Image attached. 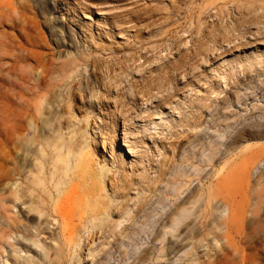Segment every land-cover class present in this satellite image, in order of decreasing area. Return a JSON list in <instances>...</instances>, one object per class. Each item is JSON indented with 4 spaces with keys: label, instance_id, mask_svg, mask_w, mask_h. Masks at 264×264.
<instances>
[{
    "label": "rangeland",
    "instance_id": "obj_1",
    "mask_svg": "<svg viewBox=\"0 0 264 264\" xmlns=\"http://www.w3.org/2000/svg\"><path fill=\"white\" fill-rule=\"evenodd\" d=\"M23 75L45 89L24 118L31 129L36 110L37 138L23 130L10 146L13 177L18 168L30 171L43 144L42 174L51 182L12 205L0 163V204L18 232L33 236L18 241L0 232V264H136L152 245L175 241L174 230L163 243L154 236L178 206L193 205L200 184L218 204L249 205L246 232L253 235L255 222L264 229V146L227 154L235 139L264 135V0H0L1 139L3 83ZM254 142L264 139L242 148ZM225 175L229 186L218 182ZM231 209L226 219L201 217L211 235L165 264L227 253L228 264H264V230L239 244L242 230L222 235L228 225L219 221Z\"/></svg>",
    "mask_w": 264,
    "mask_h": 264
},
{
    "label": "bare ground",
    "instance_id": "obj_2",
    "mask_svg": "<svg viewBox=\"0 0 264 264\" xmlns=\"http://www.w3.org/2000/svg\"><path fill=\"white\" fill-rule=\"evenodd\" d=\"M86 17H88V16H86ZM260 28H262V26H260ZM3 85H5V97H6L5 105L7 107H6V114H5V117H4L3 122H2V125H3L2 136H4V138H2V139L0 138V146L4 145V148L5 147L6 148L8 147L9 150H8V153H7V151L6 152H1L0 151V163H1V165L3 167L6 168V180H7V183H8V186H9L8 188H9V191H10L9 202H10V204L14 205L17 200L23 199V197L26 195V191H28V190H30V191L31 190H35L36 189L35 185L39 186V184L43 183V181H44V185H47V184H49L51 182V178L49 176H47L46 174H44V175L42 174V172L44 170V167H45L44 162H42L43 161V157L40 156V152L43 154V156H45V150H44L45 148H44V145L43 144H41V147L40 148H37V149L34 148V150H33V157H32L31 162H30V171L28 173H26V174H24L18 168L17 169V176L18 177L17 178H14L13 177L14 176L13 169L11 167V162H12L13 159L12 158L10 159V156L12 154V150H11V147L10 146L12 145V143H15L14 140L16 139V137H19L20 138L23 130L25 132H32L34 134V137L33 138L34 139L37 138V128L39 127V120H38V116H37L36 110L35 111H32V113H31V115H32L31 116L32 117L31 118V123H30L31 129H29V130H28V128L24 129V123L26 122V120H24V118L27 117L29 115V113L31 112V110L34 108L33 97H35V96L39 97L40 94H38V92H41V90L42 89H45V88H42V85L41 84L34 82V80L31 77L27 76V75L26 76L23 75L22 78H20L18 80H13L11 82L10 81L8 82V80L5 78V81H4ZM46 90H50V89L49 88H46ZM28 93H31V96H30V98L26 99L25 96L28 95ZM18 99H19V101H18ZM117 125H118V121H115V123L111 126L110 133H116L118 131ZM21 139H22V137H21ZM250 139H257V141H259V139H264V135L263 134H254V135H251V136H247V137H242V138H239V139H235L231 143V145H228V147H227V154L230 155L228 158L233 159L234 156H237L238 154L243 153L245 150H247V151L248 150H251L254 146H259V148H261V147L264 146V143L254 142V143H250L247 146H245L244 148H242L243 141L246 142V141H249ZM47 141H49V140L46 139L45 142H47ZM64 146L70 147V145H68L66 143H65ZM121 154H123L122 151H121ZM210 154L212 156L211 157V160H215L216 155H217V152L214 150V146L213 145H211V147H210ZM262 159L263 158H261L260 160H262ZM64 161L65 160H63V162ZM55 167H56V169L52 173V175H54L61 168V166H58V165H56ZM223 168L224 167H221L218 170V172H216V174L217 173L219 174L222 171ZM237 169H239V168H237ZM247 170H245V171L247 172ZM241 171L239 173H242V175L245 174V172L243 173V171L242 172ZM64 172H65V170H64ZM247 173H246V175H249ZM228 175L222 176L220 179H218V182L222 183L223 185L225 184V185L229 186V181L227 183ZM25 179H26V181H25ZM61 183H63V181L61 179H59L56 182V185L55 186H58ZM210 184L212 185L213 183L211 182ZM209 186L210 185H208L207 187H205L203 184H200L199 185V188L196 191V193L192 196L193 197V200L190 201V202H193V205H194V204H196L197 202H199L201 200V201H203V203H200L201 205L203 204L202 206L200 205L194 211L192 210L193 205L192 206H182V208H180V206H178V208L175 211H173L166 218V220H164V222L160 226V229L156 231L155 236H154V240L155 241H161L163 243V241L166 239L165 238L166 235L169 234L170 232H172L174 230V231H176V233H175V236H176L175 237V241H174V238L172 239V237H170V238H168V240L166 242H164V245H162L161 247H158L157 248L155 245H152L151 247H149L148 249H146L143 252V254H141L138 257V261H137L136 264H165L166 261L173 260V258H175L178 255V253H183L186 249H189V246H187V245L193 244V246L196 248V243L195 242L196 241H201L203 239L205 240L207 238V236L210 234L207 231L209 234L207 235V233L205 232L207 236L206 235H203V234H205L203 232L206 229V226H205L206 224H204L205 222L203 221L205 219V217H208L209 218V216L210 217L211 216L213 217V215L216 216L217 215L216 213H221L222 215L223 214L225 215V213H227L225 211H227L229 208L231 209V207L233 209V210L231 209L232 215L230 216V213L228 214V218L230 216V219H228V221L224 220L225 222L222 221L223 219H226L227 218L226 215H225V217L223 215L224 218L221 220V222L219 221V223H221V224H223V223L225 224L226 223L228 225V227H229V229H228V227H226V230H225L226 232L225 233H222L221 232L224 237L226 235V237H228V239H229L230 237L228 235H230V233H232V232H230L228 235H227V233L229 232L230 228H234V227L235 228H238L240 230V232H239V230L237 229V231L239 233H241L242 231L244 232V236L242 235L243 236L242 239L240 238L238 240V244H239V241L240 240L242 242L244 240V242H245L246 239H253L254 234H257V233L260 232V229H261V228H259L260 224H258L256 226L255 225L256 222L254 223V226L255 227H252V228L255 229L253 235H252V232L251 231H249V230H248L249 232H246L245 231L246 228H244V225L246 224L245 223L246 220L244 219V215H246L245 212H247V209H248L247 207L249 205L246 208H244L245 207L244 204H243L244 206L242 204L241 205L240 204L239 205L237 204L238 206L235 208V205H233L234 204L233 201L236 202L237 200H239L236 197L235 198L237 200H233L232 201L233 204L232 203L229 204V202H228V204H225V205H223V203L218 204V201H220L218 198H217L218 200H215V202L212 201V199L214 198V196H213L214 191L211 192V189H210ZM262 189L264 190L263 187H262ZM251 190H253V189L251 187H249L248 191L251 192ZM255 190H253V191L255 192ZM258 190H259V192H261L260 189H258ZM253 191H252V194L254 193ZM256 193H258V192H256ZM262 193H263V191H262ZM244 195H245V193H244ZM259 196H261V195L259 194L258 197ZM228 197H229V195H228ZM241 197L243 199V196H241ZM244 197H246V196H244ZM35 201L36 200L33 199V200H31V203L34 204ZM227 201H226V203H227ZM239 201H243V200H239ZM239 201H237V203ZM259 201H261V200L259 199ZM239 206H242V207H239ZM250 208H251V206H250ZM9 210L10 209L7 208V207H5L2 203L0 204V224H2V229L0 230L1 234L2 235H5V236H9V237L19 238L18 241L19 240L33 239V236L31 234L20 233V232H18L16 230V226L14 225L16 223L15 220H13L11 216H7V213L9 212ZM253 211H255V210H253ZM191 215L193 216L192 217L193 219L190 218ZM201 217H203V220L202 221L204 223L202 221H201L202 223H200ZM212 217L209 220L207 218L208 222L211 219L216 218V217H213V218ZM260 219L261 218H259V220ZM213 221L211 220V222H213ZM198 222L200 223V225L199 226H196V223H197V225L199 224ZM208 222H206V223H208ZM221 224H219L217 226L219 227ZM209 227H211V226H208L207 229ZM212 228H211V230H214ZM221 230H223V228ZM232 230H234V229H232ZM262 230H264V229L262 228L261 231ZM188 232L190 233V235H189ZM223 232H224V230H223ZM221 233L219 232L218 234H221ZM239 233H238V235H239ZM261 233H263V231ZM201 234H202V236H205L206 238H203L201 236ZM236 234H237V232H236ZM259 234H257V235H259ZM222 235H221V239L223 238ZM260 235H263V234H260ZM180 237H182V239H180ZM198 237H201V239H199ZM217 237L218 236H216V238ZM176 238L177 239L179 238L180 239V242L177 241ZM222 241H224V240H222ZM190 242H191V244H190ZM203 242H205V241H203ZM232 242H233V240H232ZM226 243H227V241H226ZM34 244H36V243H34ZM200 246H199L200 248H202V246H203V248H202V250L199 248V251L200 250L203 251V249H205L204 250V252H205L206 251V248H204L205 245L202 244ZM230 247H231V245H230ZM195 248H193V249H195ZM195 250H193V251H195ZM229 250H228V252H231L232 251V250L231 251H229ZM197 251H198V248H197ZM207 251H209V250H207ZM211 251H212V248H211ZM219 252H221V251H219ZM223 252H225V251H223ZM205 253L207 254L208 252H205ZM206 254L204 256H208L209 255V254L208 255H206ZM214 254H215V252H214ZM230 254H232V253H230ZM230 254L227 253V254L223 255L222 256V257H224L223 260H221V258L219 259L217 257L216 258L219 259L218 261L215 260L216 258L214 259L215 261L214 260H211V259L214 258V256H213L211 259H208V257H207L206 259H208V260H206L205 262H203L204 261L203 260V261H200V262L198 261V263L202 264L201 262H203V264H228L229 259H231V255ZM237 254H238V252H237ZM189 255L187 257L185 256L186 258L185 257H181L179 259H182L184 262H187V264H195L194 261H197V259L195 258L196 259L195 260L194 258H192ZM195 255H196V253H195ZM198 255L199 254H197V256ZM233 255H235V254L233 253ZM200 260H201V258H200Z\"/></svg>",
    "mask_w": 264,
    "mask_h": 264
}]
</instances>
